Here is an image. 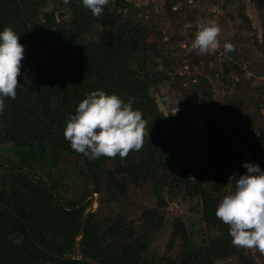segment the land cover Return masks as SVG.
I'll return each instance as SVG.
<instances>
[{
    "label": "trees",
    "instance_id": "trees-1",
    "mask_svg": "<svg viewBox=\"0 0 264 264\" xmlns=\"http://www.w3.org/2000/svg\"><path fill=\"white\" fill-rule=\"evenodd\" d=\"M251 2L264 12V0ZM143 10L127 0H109L103 13L95 17L82 0H0V32L11 27L25 46L16 98H5L0 113V264H90L78 258L75 240L83 212L91 203L92 183L99 209L86 217L80 250L95 264H216L235 257L240 264H255L244 255L245 249L233 246L229 226L215 215L220 203L215 193L228 183L234 191L241 176L230 179L232 163L226 152L219 159L211 157L213 166L218 167L213 170L210 190L203 187L201 179L190 176L187 164L166 165L174 157L187 159L190 133L184 120L171 114L172 105L160 103V110L151 89L159 85L181 89L185 78L174 72L175 61L164 50L167 44L148 40ZM50 11H56L57 16ZM248 25L243 17L240 26L249 29ZM96 32V37H86ZM254 40L252 46L261 47L264 53V38L260 45L256 37ZM177 46L180 51V43ZM190 55L192 68H199L205 58H214L217 52L197 55L190 51ZM227 73L213 70L210 75L219 76L224 83ZM194 77L208 88L202 96L201 88L194 85L189 96L195 115L201 117L214 106L212 88L204 75ZM96 90L118 95L125 102L135 98L133 108L140 110L147 122L140 151H130L123 160L118 154L89 159L71 148L64 137L69 116ZM223 104L219 119L230 107ZM233 107L239 109L240 104ZM207 122L215 127L214 120ZM232 130L253 162L264 169V126L257 134L250 126ZM216 133L208 134L214 144L221 141ZM226 139L232 146L230 138ZM64 153L83 158L75 166L73 178L56 171ZM11 158L17 163L7 160ZM33 167L50 181L32 174ZM246 172L244 168L243 174ZM147 181L153 184L156 208L144 211L136 223L126 214L104 215L105 204L126 201L127 185L139 188ZM51 182L65 193H72L76 186L74 200H65ZM164 193L170 201H195L189 208L195 218L189 220L193 221L189 226L181 217L174 218L166 250L159 253L151 242L154 233L163 228Z\"/></svg>",
    "mask_w": 264,
    "mask_h": 264
},
{
    "label": "rangeland",
    "instance_id": "rangeland-1",
    "mask_svg": "<svg viewBox=\"0 0 264 264\" xmlns=\"http://www.w3.org/2000/svg\"><path fill=\"white\" fill-rule=\"evenodd\" d=\"M127 1L135 4L139 9H144L141 14L143 21H147L146 23H148L147 28L150 36L148 40L154 42L161 40V44H164V42L167 44L164 50L166 53L168 50L172 56L171 58L175 61L176 68L174 72L178 76L185 78L183 82L185 87L181 89L173 86L167 88L162 85L151 89L152 94L157 98L156 101L161 111H163V107L158 103L160 98L165 95L172 97L173 107H171L170 112L174 117H180L184 120L183 122L188 129L186 131L190 133L187 146L189 150V154L186 156L187 159L184 160L174 157L171 159L170 164L167 162L166 165L170 167L172 164L179 165L180 162H183L184 165L187 164L191 169L190 176L195 180L201 179L203 187L210 190L212 188L211 183L214 182L213 170L218 167L213 166L211 157L219 159L226 152V157L232 163L229 167L230 179L237 175H243V165L245 163H256L253 162L245 147L236 138L237 134L232 129L235 128L241 131L244 126H250L255 129L254 134H257L256 130L264 126V53L261 47L252 46L255 44L254 37H256L258 45L261 44L264 38V12L257 11L251 0ZM176 5L185 6L183 9L181 6L180 12L174 13L171 10V6ZM47 9L50 10L51 5ZM50 12L52 16H57L56 11ZM243 17L248 20L249 29L240 26ZM198 19H211L219 24L221 28L219 36L220 47L215 51L217 52L216 57H211L210 59L205 58L201 67L192 68L191 61L194 60L193 57H190L189 49L191 42L195 39L197 29L194 28ZM97 33L89 34L86 37H96L98 35ZM236 37L249 40H245L247 42L239 40V43L237 40L235 41ZM179 38L182 40L181 42ZM225 42L233 43L235 45V51L230 53L225 52L223 48ZM179 43L180 51L176 49V45L178 44L179 46ZM187 56L190 58H187ZM161 69L162 65L160 64L158 70ZM213 70L220 71L221 73L227 70L228 75H224V83L219 76L212 78L210 73ZM198 74L206 77L209 83L208 85L212 88L214 100V106L208 107L201 117L195 115L193 110L194 101L189 97L194 92L192 88L194 85L201 88L202 96L208 93V88L205 87L204 83L197 77H194ZM238 82H241L240 87L236 85ZM184 89L187 90L185 91ZM224 102L230 107L227 109L226 114L224 112L225 117L219 119L217 113L224 105ZM235 103L240 104L239 109L233 107ZM176 106L178 107V111L175 113ZM208 120H214L215 127H212L207 122ZM215 132L219 133V139L221 140L217 144L212 143V136H209L211 133L215 135ZM228 137L232 142V146L227 144L226 138ZM208 148H211L210 152H208ZM171 150L173 149L171 148ZM6 154L8 153L6 152ZM80 159L77 155L64 153L62 158L58 160L56 171L59 175L69 174L73 178L74 168L80 162ZM7 160L12 163H17L14 158ZM30 172L50 181L44 175L43 171L36 167L30 169ZM51 183L58 187L55 182ZM92 185L94 184H91L90 192ZM223 186V188L215 193L220 202L225 195L232 192L233 188L230 183ZM152 187L153 184L150 181L145 182L139 188H135L131 184L127 185L126 201L122 199L119 203L110 201L108 205L105 204L103 206L104 215L114 216L117 214H126L129 220H133L136 223L144 211L157 207L152 194ZM94 189L95 187L93 191ZM58 190L68 202H72L77 195L76 186L71 188L72 193H65L60 187H58ZM95 195L97 198L95 205L96 211L99 209V196L97 194ZM189 200L181 203L170 201L168 195L164 193L166 207L161 209V213L164 216L163 228L161 231L154 233L151 242L152 249L159 253H164L167 243L170 240V233L172 231L171 224L174 218L181 217L186 226L191 225L193 221L189 220L195 218V216L193 214L194 212H189V210L195 204V201ZM68 207H71V205H68ZM174 249L177 250L178 248L174 247ZM175 253L176 251H174L173 255ZM244 255L255 264H264V255L260 254L258 249H247ZM216 264H240V260L235 257V259L221 261Z\"/></svg>",
    "mask_w": 264,
    "mask_h": 264
},
{
    "label": "clouds",
    "instance_id": "clouds-1",
    "mask_svg": "<svg viewBox=\"0 0 264 264\" xmlns=\"http://www.w3.org/2000/svg\"><path fill=\"white\" fill-rule=\"evenodd\" d=\"M83 6L99 17L109 0H82ZM195 39L190 51L207 55L220 47L221 28L215 20L198 19ZM227 53L235 51L231 42L223 44ZM25 46L11 27L0 32V113L4 111V99L15 100L18 76ZM134 97L127 102L118 95H109L103 90L92 91L78 104L74 115H70L64 129V137L71 148L89 159L100 156L121 160L130 151L143 148L146 121L140 110L134 109ZM158 103L171 107L173 100L163 96ZM178 105V104H177ZM178 111L176 106L175 113ZM247 172L241 175L234 191L225 195L215 215L229 226L233 246L242 249H258L264 255V170L258 164L245 163Z\"/></svg>",
    "mask_w": 264,
    "mask_h": 264
},
{
    "label": "water",
    "instance_id": "water-1",
    "mask_svg": "<svg viewBox=\"0 0 264 264\" xmlns=\"http://www.w3.org/2000/svg\"><path fill=\"white\" fill-rule=\"evenodd\" d=\"M93 188H94V185H92V188H91L92 189L91 190V196H90L91 203L87 207V209L83 212L82 222H81V227H80V233H79L78 237L75 240V249L77 251L78 258L81 261L87 262V263H90V264H95V263L84 258V256L81 254L80 243H81V241L83 240V237H84V227H85L86 217H87V215L93 213L95 211V207H96L95 205H96V202H97V198H96V195H95V193L93 191Z\"/></svg>",
    "mask_w": 264,
    "mask_h": 264
},
{
    "label": "built area",
    "instance_id": "built-area-1",
    "mask_svg": "<svg viewBox=\"0 0 264 264\" xmlns=\"http://www.w3.org/2000/svg\"><path fill=\"white\" fill-rule=\"evenodd\" d=\"M182 5H183V4H182ZM182 5H180V6H177V5H176V6H173V7L171 6V10H172L174 13H175V12L178 13V12H180V9H181V6H182ZM184 6H185V5H184ZM184 6H182V9H183Z\"/></svg>",
    "mask_w": 264,
    "mask_h": 264
}]
</instances>
